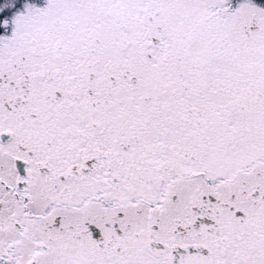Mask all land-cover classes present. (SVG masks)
<instances>
[{
    "label": "snow or ice",
    "instance_id": "1",
    "mask_svg": "<svg viewBox=\"0 0 264 264\" xmlns=\"http://www.w3.org/2000/svg\"><path fill=\"white\" fill-rule=\"evenodd\" d=\"M0 264H264V0H0Z\"/></svg>",
    "mask_w": 264,
    "mask_h": 264
}]
</instances>
